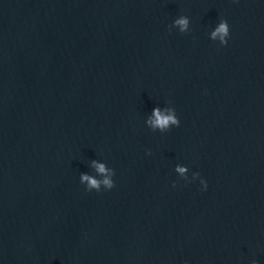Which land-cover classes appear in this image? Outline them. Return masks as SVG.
Returning <instances> with one entry per match:
<instances>
[{"label":"water","instance_id":"95a60500","mask_svg":"<svg viewBox=\"0 0 264 264\" xmlns=\"http://www.w3.org/2000/svg\"><path fill=\"white\" fill-rule=\"evenodd\" d=\"M253 261L264 0H0V264Z\"/></svg>","mask_w":264,"mask_h":264},{"label":"clouds","instance_id":"9594fccd","mask_svg":"<svg viewBox=\"0 0 264 264\" xmlns=\"http://www.w3.org/2000/svg\"><path fill=\"white\" fill-rule=\"evenodd\" d=\"M175 23L181 26V32H184L188 27L189 20L188 18L182 16L181 18L177 19ZM211 36H212V39L219 37L222 42V45L226 46L228 44V38L230 36V27H229L227 20H221L218 26L215 28V30L211 33ZM153 111H154L155 119L149 121V123L153 126V129L159 128L161 131H164L165 129L169 128L170 124L176 125L177 127L180 126V120L177 119V116L175 115V113L172 115H162L158 108L154 109ZM93 164L96 167L98 172L104 173L106 171V168L103 164H97L95 161H93ZM177 170L180 173H184L186 171V168L181 167V168H178ZM197 175H200V174L197 173ZM82 179L84 181L89 182L88 191H91V188H96L97 191H99V182L97 180L93 179L92 177L88 175H84ZM103 183L107 185L108 189H112L113 187H115L114 182L111 181L110 179H105ZM202 183L204 184V187L206 189L207 182L203 180ZM253 264H256V262L253 261Z\"/></svg>","mask_w":264,"mask_h":264}]
</instances>
